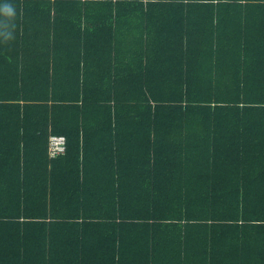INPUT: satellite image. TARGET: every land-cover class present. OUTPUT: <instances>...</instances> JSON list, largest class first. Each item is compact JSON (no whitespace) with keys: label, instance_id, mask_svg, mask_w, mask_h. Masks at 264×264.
<instances>
[{"label":"trees","instance_id":"16d2710c","mask_svg":"<svg viewBox=\"0 0 264 264\" xmlns=\"http://www.w3.org/2000/svg\"><path fill=\"white\" fill-rule=\"evenodd\" d=\"M10 2L0 264H264V0Z\"/></svg>","mask_w":264,"mask_h":264},{"label":"clouds","instance_id":"9594fccd","mask_svg":"<svg viewBox=\"0 0 264 264\" xmlns=\"http://www.w3.org/2000/svg\"><path fill=\"white\" fill-rule=\"evenodd\" d=\"M17 9L10 0H0V39L9 41L13 39L15 31V17Z\"/></svg>","mask_w":264,"mask_h":264},{"label":"built area","instance_id":"2783aa9c","mask_svg":"<svg viewBox=\"0 0 264 264\" xmlns=\"http://www.w3.org/2000/svg\"><path fill=\"white\" fill-rule=\"evenodd\" d=\"M66 151V139L63 136L53 135L49 138L48 153L50 158H55Z\"/></svg>","mask_w":264,"mask_h":264}]
</instances>
